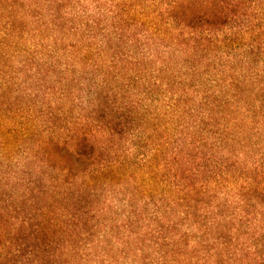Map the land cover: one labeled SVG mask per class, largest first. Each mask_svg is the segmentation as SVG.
Segmentation results:
<instances>
[{"label":"trees","instance_id":"16d2710c","mask_svg":"<svg viewBox=\"0 0 264 264\" xmlns=\"http://www.w3.org/2000/svg\"><path fill=\"white\" fill-rule=\"evenodd\" d=\"M0 264H264V0H0Z\"/></svg>","mask_w":264,"mask_h":264}]
</instances>
